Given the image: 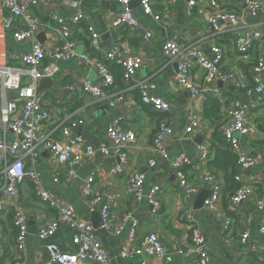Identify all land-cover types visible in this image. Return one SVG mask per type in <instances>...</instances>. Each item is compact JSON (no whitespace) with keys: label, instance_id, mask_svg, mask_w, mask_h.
Listing matches in <instances>:
<instances>
[{"label":"crops","instance_id":"1","mask_svg":"<svg viewBox=\"0 0 264 264\" xmlns=\"http://www.w3.org/2000/svg\"><path fill=\"white\" fill-rule=\"evenodd\" d=\"M38 1L39 4L32 13L38 25L36 41L47 52L44 65L55 62L52 58V50L59 44V35L50 16L59 14L67 19L76 9L82 10L85 15V20L74 29L73 34L77 56L65 62H56L58 73L51 78L52 86L49 83L42 85L40 93L42 106L48 113L49 120L41 126L39 135L45 136L55 132L60 125L80 118L85 124L78 134L84 139L86 146L93 148L95 156L90 159L85 158L74 168V175L69 182H65L64 168L60 167L48 152L40 153L37 167L42 174L46 189L60 202L71 205L77 215L91 225L92 220L95 219L93 215L98 213L102 221L101 208L110 206L109 221L112 227L107 230L108 235H103L93 228L94 234L110 259V264H139L143 261L152 264H193L192 260L178 255H174L171 262L146 254L132 258L122 257V247L128 244V235L134 223L138 226L136 244L146 234L155 233L171 249L177 243L186 246L190 236V226L180 222L179 216L187 209L190 211L191 223L206 238L209 264H264V251H261L264 250V238L258 231L262 213L255 206V197L264 196V71L259 74V86L262 88L260 94H248L246 89L240 87L241 84H245L247 90L249 87H256L254 67L259 61L264 63V17H252L240 0H219L223 11L240 16L241 24L235 32L230 31L225 23H220L218 30H214L208 23L211 11L207 0H198V5L191 16H188L189 0H178L174 5L156 3L152 6L153 16L145 15L140 3L134 0L129 4V9L135 18V27L123 26L113 29L112 21L121 11L120 4L115 2ZM23 29L20 20H16L10 28L0 27L1 63L22 67L12 62L11 57L30 50L31 43H17L13 40L14 32ZM252 30H258L261 37L254 43L248 58L244 59L232 50V41L236 36L244 38ZM92 31L100 35L101 51L91 54L96 61L104 62V55L114 47H119L127 54H133L142 60V68L130 82L123 81L122 70L116 63H109L115 83L105 89L104 96L100 99L82 93L71 96L67 90L68 86L79 85L84 80L101 86L95 70L83 60L84 56L90 54ZM171 39H176L185 49L197 48L209 58H212V46L217 45L224 50L221 71L233 73L235 80L223 84L222 88L219 87V82L216 83L221 91L219 99L223 107L220 117L223 125L229 121V112L233 103L245 102L254 105L246 118V123L253 128V132L234 137L238 144V155L251 156L256 161L251 169L240 173V183L250 185L254 195L238 206L229 205L227 200L229 192L222 189L221 198L213 209L203 207L201 210H194L196 196L210 187L205 182L209 174L216 175L223 182L225 173L210 168L209 162L216 154L227 152L228 148L223 144L215 128L203 119L206 94L192 98L178 85L176 65L162 50L164 42ZM191 79L201 84L202 72L194 69ZM143 80L154 84V94L169 104L171 108L169 113L155 112L150 106L140 102L136 86ZM5 97L7 101L15 98L10 92L5 93ZM118 97L122 98L120 103L116 102ZM162 118L168 119L172 129V136L164 144L168 152V158L165 160L156 156L152 146L154 134ZM112 120H118L122 129L130 130L135 134L134 143L127 149L125 171L119 176H112L110 173L116 160L98 151L100 145L105 142V130ZM193 121L197 122L200 128L187 136L184 130ZM6 139L8 142L13 141L10 134ZM203 145L209 148L208 161L198 159V148ZM178 157H184L192 162L190 167L184 168L183 173L188 183L198 188V194L189 197L178 190V182L172 167ZM150 159L156 163L153 169L147 165ZM58 172H60L59 182L54 183L53 178ZM91 173L95 176L92 192L99 198L96 206L92 203L93 195L85 198L82 194L83 183ZM134 173L145 176L143 198L139 201L135 200L127 190L128 176ZM3 182L0 176V201L3 204V211L0 213L1 263L6 264L21 259L25 264H46L49 255L44 244L38 240V234L42 227L48 226L56 219L57 213L42 205L35 198L32 185L26 182L19 186L16 201L3 198L1 194ZM155 186L161 188L159 211L154 210L145 197ZM16 208L23 213L27 221L24 252H18L15 248L17 232L14 227V210ZM125 216L129 219L123 229L116 234L115 230ZM30 222L32 224L29 226ZM245 232L249 237L246 243H242L240 238ZM55 241L60 243L64 250L75 251L71 243V233Z\"/></svg>","mask_w":264,"mask_h":264},{"label":"built area","instance_id":"2","mask_svg":"<svg viewBox=\"0 0 264 264\" xmlns=\"http://www.w3.org/2000/svg\"><path fill=\"white\" fill-rule=\"evenodd\" d=\"M104 1V0H96ZM120 4L121 11L112 21V28L119 29L123 26L135 27L136 21L133 13L129 9V4L134 0H106ZM178 0H139L141 9L145 15L153 16L152 6L156 3L174 5ZM252 17H264V1L260 0H240ZM211 11L208 23L214 30H218L220 23H225L229 30L235 32L240 24L241 18L237 14L225 12L221 9L219 0H207ZM38 0H0V27L10 28L16 20H20L24 26L23 30H17L13 34V40L17 43H31L30 50L19 56L11 57V61L20 64L22 67L13 66L9 63L0 62V176L3 178L1 194L3 198L16 201L18 188L25 182L32 185L35 198L44 206L54 210L57 217L48 226L42 227L38 240L42 242L49 255L46 264H110V259L99 239L94 234L92 225L81 219L74 208L66 203L60 202L46 189L42 174L38 170L37 162L41 152L51 154L58 165L65 170V182H69L74 175V168L79 166L85 158L90 159L95 156V151L91 146L84 144V139L78 134L80 128L85 124L84 120L76 118L70 120L65 125H60L55 132L45 136L39 135L41 126L49 120V115L42 106V95L37 93L38 84L46 78H53L58 73L56 62H65L77 56L76 42L73 38L74 29L85 20L84 12L76 9L70 18H64L59 14L50 16L55 24L59 35V44L52 50V58L55 62L44 65L47 57L46 49L36 41L37 20L33 16V10L38 6ZM198 5V0L187 2L188 16ZM100 35L96 32L90 33V54L83 57L84 62L94 69L101 86L95 85L89 80H84L79 85H70L67 90L71 96L82 93L95 99L104 96V91L114 85V77L109 69V63H116L122 70L124 82L133 80L137 72L142 68L141 58L127 54L121 48L114 47L112 51L104 55V62L96 61L91 54L101 51L99 42ZM261 37L258 30L248 32L244 38L236 36L232 41V50L246 59L253 48L254 43ZM162 50L166 57L176 65V80L178 85L188 92L192 98L202 95H213L220 98V89L216 83L222 82L224 85L235 80L233 73L221 71V63L224 59V50L220 46H212V58L207 57L201 50L185 49L176 39L164 42ZM194 69L202 72V83L197 84L191 79ZM264 71V63L258 62L254 67V82L256 87L247 90L245 84H241L242 89H246L248 94H260L262 88L259 86V74ZM139 100L143 105L150 106L155 112L167 114L171 108L161 98L154 94L155 86L147 80L139 82L136 86ZM14 94V99L7 101L5 93ZM122 101L121 97L116 99L117 103ZM254 108L245 102H236L231 106L229 121L221 127V136L230 147L233 154L237 156V166L240 173L251 169L256 161L251 156L238 155V144L234 137L236 135L245 136L253 132V128L248 126L246 118ZM197 122H191L184 130L187 136L194 130L199 129ZM57 133V135H53ZM13 137V141H7V135ZM105 142L98 149L104 155L116 160L110 169L112 176H119L125 171L127 165V149L134 143L135 134L130 130H124L118 120H112L105 130ZM172 136V129L169 121L164 118L154 134L152 146L156 156L165 160L168 158L164 144ZM208 146L198 148V159L208 161ZM148 167L153 169L156 165L153 159L148 160ZM192 162L184 157L174 160L172 167L178 182V190L185 196L191 197L198 194L196 186L191 185L186 180L183 170L190 167ZM240 173L235 179L240 183ZM60 172H58L53 182L58 183ZM94 174L91 173L83 183L82 194L85 198L93 195ZM205 182L211 188V195L204 201L203 207L213 209L219 202L222 194V181L214 174H209ZM145 176L141 173H134L128 176L127 190L135 199L143 198ZM241 184V183H240ZM242 185V184H241ZM161 188L155 186L151 188L146 197L148 204L154 210L161 209L159 194ZM254 195L250 185H242L233 195L228 198L230 206H238ZM99 198L93 195V205L96 206ZM255 206L262 217L259 223V234L264 238V196L255 197ZM110 206H104L100 210L103 227L110 230L112 225L109 221ZM3 211V204L0 201V213ZM129 217L125 216L115 230L118 234ZM179 221L190 226V236L188 244L182 246L177 243L173 249L165 244L155 233H148L136 244L137 229L136 223L132 224L128 235V244L122 247V257L132 258L134 256L148 255L172 261L174 255L192 260L193 264H209V256L206 251V238L202 232L191 223L189 209L184 210ZM14 227L17 234L15 238V248L18 252H24L27 240V221L23 213L16 208L14 210ZM65 227L71 232V242L75 247L74 252L63 251L58 244L51 240L55 237L60 228ZM248 233L241 235V242L246 243ZM264 251V250H261ZM0 264L1 260H0ZM6 264H25L23 260H16ZM139 264H152L141 262Z\"/></svg>","mask_w":264,"mask_h":264},{"label":"trees","instance_id":"3","mask_svg":"<svg viewBox=\"0 0 264 264\" xmlns=\"http://www.w3.org/2000/svg\"><path fill=\"white\" fill-rule=\"evenodd\" d=\"M254 88L255 86L249 87L248 90H252ZM222 107L223 104L218 97L213 95H206V101L203 108V119L215 128V131L218 135H220L223 144L228 148L227 152L216 154L214 158L210 160L209 167L215 170L223 171L225 173V177L222 183L223 191L225 190L226 192H229L227 194L228 200V198L233 195L239 188H241L242 185L235 179L236 175L240 173V169L237 166V157L232 153L230 147L225 143L224 139L221 136L220 129L223 123H221L222 119L220 117V112ZM68 233L71 232L67 228L62 227L51 241L58 244L63 251H67L64 250L62 245L56 242L55 239L59 237L63 239L68 235Z\"/></svg>","mask_w":264,"mask_h":264},{"label":"water","instance_id":"4","mask_svg":"<svg viewBox=\"0 0 264 264\" xmlns=\"http://www.w3.org/2000/svg\"><path fill=\"white\" fill-rule=\"evenodd\" d=\"M134 2H138L139 3V0H135ZM44 83H49L50 86H52L53 79L46 78V79L41 80L40 83H39L40 87H38V89H37V93L38 94H40L42 92V85ZM218 85H219L220 88L223 87V83L222 82H219ZM210 195H211V189L209 187L207 190L201 192L198 196H196L195 201H194V210H201L203 208L204 201L206 199H208L210 197ZM93 216H95V219L92 220L93 228L95 230H98V232L103 234V235H108V232L103 228V222L101 221L98 213L94 214ZM31 224L32 223L30 222L28 225L30 226Z\"/></svg>","mask_w":264,"mask_h":264}]
</instances>
